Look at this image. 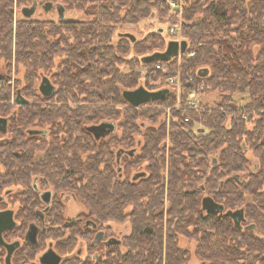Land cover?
I'll use <instances>...</instances> for the list:
<instances>
[{"label":"trees","instance_id":"1","mask_svg":"<svg viewBox=\"0 0 264 264\" xmlns=\"http://www.w3.org/2000/svg\"><path fill=\"white\" fill-rule=\"evenodd\" d=\"M58 1L84 18L14 21L12 0H0V80L19 65L13 86L28 100L15 106L13 141L0 146L3 174L25 186L32 174L59 177L63 187L75 185L97 221L127 222L124 248L113 245L111 260L95 264H190L180 237L194 242L197 264H264V0H183L186 46L167 61L158 58L175 40L166 26L147 23L141 36L130 32L134 40L118 30L173 21L167 0ZM41 71L56 86L50 96L38 90ZM177 73L219 99L200 115L173 108L167 131L159 105H175L165 79ZM10 86L0 89V114L8 112ZM138 87L167 92L134 106L124 92ZM190 87L183 84L182 98ZM244 92L249 100L239 106L234 94ZM101 121L119 133L95 139L85 125ZM35 125H48V141L27 135L24 128ZM118 147L134 152L117 164ZM247 150L256 158L251 165ZM137 171L145 174L133 180ZM205 195L224 211L243 208L241 227L224 212L202 209Z\"/></svg>","mask_w":264,"mask_h":264},{"label":"flooded vegetation","instance_id":"2","mask_svg":"<svg viewBox=\"0 0 264 264\" xmlns=\"http://www.w3.org/2000/svg\"><path fill=\"white\" fill-rule=\"evenodd\" d=\"M57 4L63 7V17L59 16ZM39 8L52 11L57 16L54 19L34 16ZM68 9L58 0H12L13 19L18 11L20 18L57 22L65 19ZM42 76H46L56 89L46 73L42 72ZM13 82L11 74L8 80H0V89L11 85L10 98L4 102L8 105V112L0 114V118H5V125L0 123V146L13 141L14 131L10 121L15 115V106L28 102L21 92L27 101L17 102ZM89 125H85L87 131ZM24 130L27 135H41L47 141L51 137L48 125L28 126ZM114 130L115 124L111 132L100 138ZM127 149L118 147L114 150L117 164L124 156L133 154L134 151L129 154ZM4 170L0 166V264H54V260L55 264H95L99 260H111L110 248L113 245L124 248L122 238L128 231L117 229L118 225L111 221H97L89 206L80 199L75 185L63 187L65 183L59 177L53 180L50 179L52 175L41 177L37 174H32L29 186L15 184L11 174H3ZM71 202H79L83 207L68 215ZM124 227L127 228L126 224Z\"/></svg>","mask_w":264,"mask_h":264},{"label":"rangeland","instance_id":"3","mask_svg":"<svg viewBox=\"0 0 264 264\" xmlns=\"http://www.w3.org/2000/svg\"><path fill=\"white\" fill-rule=\"evenodd\" d=\"M56 14L52 11H45L43 9H38L35 13H34V16H37L41 19H46V18H53ZM57 16V15H56ZM174 22L173 21H168V17H165L164 20L160 23H163V24H160L156 19H150L152 22H150L149 20L146 21L145 24H140V26H133V25H128V24H123L121 25L120 27H118V30H124V31H129V32H132L133 34L137 35V36H141L142 33L144 31L142 30H145L143 29L146 25H148L147 23L151 24L150 27H155V26H158V25H161L163 27H167L168 26V23H175V22H178L181 18V14H178L176 16H174ZM20 18V15L18 14V11H17V14H16V17L14 18V21H16L17 19ZM84 16L83 14L81 13V11L75 9V8H70L67 10L66 12V17H65V20H81L83 19ZM54 19V18H53ZM15 23V22H14ZM181 26V25H180ZM143 27V28H142ZM149 27V28H150ZM182 29L180 28V31L178 32V34H182ZM115 36H114V40H115ZM15 62V59L14 57L12 58ZM3 64V60H0V69L3 68L2 66ZM19 66V65H18ZM18 66H15L12 68V72H11V80H14V78H17V76H19L21 73H19L17 70L15 71V68H17ZM22 69V68H21ZM20 69V70H21ZM122 70L123 71H126V68L122 67ZM179 71V69L177 70ZM42 72V71H41ZM142 73L144 74L145 73V70L142 69ZM40 80V79H39ZM14 84V82H13ZM196 85L199 84V86H201V89H199V93L197 94V96H195V100L198 104V106H200L202 109H198V110H195V112L200 115V111L205 109L207 107V105H215V103L217 102V100L219 99V96H218V93L216 91H205L204 88L205 86L203 85V82H196L195 83ZM183 96H180V99L181 101L184 100V98H182ZM234 99L236 100V103L239 105V106H243L246 102H248L249 100V97H248V94L246 92L244 93H235L234 94ZM176 104V103H175ZM159 108H161L162 110V115H161V120L162 121H165L166 123V127H167V131H168V127H169V123H170V120H171V116H172V111L173 108L176 110L175 108V105L173 106H168V105H159ZM242 112H243V118H246V115H245V111L242 109ZM115 133H119V129L118 127L116 126V129H115ZM168 134V133H167ZM165 151H166V156L168 154L167 150L169 148V139H168V136L165 137ZM246 157L249 159V162H250V165L254 162H256V158L252 155L251 151L250 150H247L246 151ZM166 170V169H165ZM83 206H81V203H74V202H71L69 207H68V215H71L73 214L74 212L78 211V210H81ZM129 205H127L125 207V209H129ZM112 223V222H111ZM112 224H115V225H118L117 226V229L119 230H124V231H128L129 230V224L127 222H123V223H116V222H113ZM124 224H126L127 228L124 227ZM123 231V232H124ZM181 247H186L188 248V251H189V260L188 262L190 264H197L198 263V259L196 258L195 256V253H194V242L193 241H190L184 237H180L179 238V243H178Z\"/></svg>","mask_w":264,"mask_h":264},{"label":"water","instance_id":"4","mask_svg":"<svg viewBox=\"0 0 264 264\" xmlns=\"http://www.w3.org/2000/svg\"><path fill=\"white\" fill-rule=\"evenodd\" d=\"M57 10L59 12V16L63 17V7L61 4H57ZM162 29H160L161 31ZM122 35L127 36L131 40L135 39V36L130 33V32H124ZM186 46L185 41H177L173 40L168 43V50L159 53L158 58L167 61L171 59L173 56H176L179 52H183L184 48ZM207 73L206 68H201L197 71V74L200 76H203ZM39 91L45 95L48 96L50 95L55 87L54 85L50 82V80L46 76H42L41 80L39 82L38 86ZM166 90H157V91H148L144 89L143 87H138L134 90H128L124 92V97L134 106H141L146 103H151L156 100H159L163 98L166 94ZM16 100L18 103H24L27 100L21 96L20 91L17 90V97ZM0 123L5 125V118H0ZM114 128L113 122L110 121H103L98 124H91L87 127V129L92 132L95 136L96 139L103 137L107 135L109 132H111ZM132 149L128 150V153H132ZM117 156H119V153H117ZM145 174L144 171H138L135 172L132 175V179L136 180L137 178L143 176ZM201 207L202 209L210 212H216L219 214H222L223 212L228 215L232 220L235 226L241 227V223L245 221L244 217V210L243 208H237L234 210H226L224 211V206L221 203L216 202L211 196L205 195L201 199ZM253 224L247 225V228L252 227ZM100 234V233H99ZM101 235V234H100ZM98 238V235H97ZM56 263V260H54V264Z\"/></svg>","mask_w":264,"mask_h":264},{"label":"built area","instance_id":"5","mask_svg":"<svg viewBox=\"0 0 264 264\" xmlns=\"http://www.w3.org/2000/svg\"><path fill=\"white\" fill-rule=\"evenodd\" d=\"M168 7L175 13V14H181V10L183 7V0H167ZM180 23L175 22V23H169L166 29V34L169 36H172L174 39L177 41L181 40V34L178 32L180 31ZM157 69L163 70L165 68L164 64L157 63L156 65ZM165 82L169 84V86H172L175 90V96H176V104L175 108L176 109H182V108H187V109H192V110H198L201 107L198 106L195 96L199 93V89H201V86L196 85L194 76H188L187 80L185 82L182 81L180 74L177 73L176 75H168L165 79ZM185 83H190L191 87L187 91L185 98L183 101H181L180 96L181 91L180 89L182 88L183 84ZM185 121L189 120V117L184 118Z\"/></svg>","mask_w":264,"mask_h":264},{"label":"bare ground","instance_id":"6","mask_svg":"<svg viewBox=\"0 0 264 264\" xmlns=\"http://www.w3.org/2000/svg\"><path fill=\"white\" fill-rule=\"evenodd\" d=\"M182 90V88L180 89V91Z\"/></svg>","mask_w":264,"mask_h":264}]
</instances>
